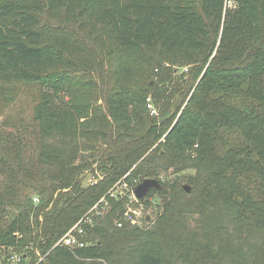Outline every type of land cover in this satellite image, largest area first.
<instances>
[{
  "label": "trees",
  "instance_id": "obj_1",
  "mask_svg": "<svg viewBox=\"0 0 264 264\" xmlns=\"http://www.w3.org/2000/svg\"><path fill=\"white\" fill-rule=\"evenodd\" d=\"M19 87L29 120L6 112ZM145 178L118 227L107 192ZM102 197L84 246H54ZM16 253L264 264V0H0V264Z\"/></svg>",
  "mask_w": 264,
  "mask_h": 264
},
{
  "label": "built area",
  "instance_id": "obj_2",
  "mask_svg": "<svg viewBox=\"0 0 264 264\" xmlns=\"http://www.w3.org/2000/svg\"><path fill=\"white\" fill-rule=\"evenodd\" d=\"M148 108L151 114H156L155 108L152 106L150 99L147 98ZM134 183V184H132ZM131 184L125 183H116L113 188H111L107 194L110 197H116L117 195L121 196L122 194H127V203L126 208L123 211L122 215L119 219L116 220V225L118 227L123 226L124 223L135 224L142 222V218L144 214L147 212L144 211V204L134 195V188L136 181ZM34 202L38 201L36 196L32 199ZM152 201V200H150ZM129 205L133 206L128 207ZM108 207V201L102 197L100 198L82 217H80L54 244L56 245H64L68 248H78L83 247L85 242L83 240L84 235V226L91 222V214H102L105 209ZM10 260L14 264H19L21 261V257L19 254H13ZM36 264V263H35Z\"/></svg>",
  "mask_w": 264,
  "mask_h": 264
},
{
  "label": "rangeland",
  "instance_id": "obj_3",
  "mask_svg": "<svg viewBox=\"0 0 264 264\" xmlns=\"http://www.w3.org/2000/svg\"><path fill=\"white\" fill-rule=\"evenodd\" d=\"M31 91L32 90L29 87H19V90L17 91L18 94L16 95L12 105L9 106V108L6 111L7 114H9L10 116H15L17 110L21 108L22 116L25 118V120H29L31 115V100L33 99V95H31ZM89 179L91 178L89 175H87L85 180L88 181ZM182 184H187V182H182ZM128 207L133 208V206L131 205H129ZM148 210L149 209H146V211ZM0 261H1V256H0Z\"/></svg>",
  "mask_w": 264,
  "mask_h": 264
},
{
  "label": "water",
  "instance_id": "obj_4",
  "mask_svg": "<svg viewBox=\"0 0 264 264\" xmlns=\"http://www.w3.org/2000/svg\"><path fill=\"white\" fill-rule=\"evenodd\" d=\"M161 186L160 182L156 178H145L134 188V195L138 199H143L151 188L159 189ZM186 192L190 191L188 184H182Z\"/></svg>",
  "mask_w": 264,
  "mask_h": 264
}]
</instances>
